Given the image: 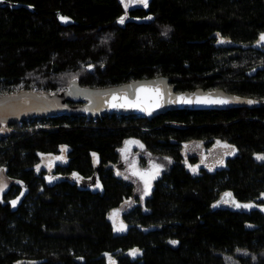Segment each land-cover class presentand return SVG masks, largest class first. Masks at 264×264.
Segmentation results:
<instances>
[{
	"label": "trees",
	"instance_id": "trees-1",
	"mask_svg": "<svg viewBox=\"0 0 264 264\" xmlns=\"http://www.w3.org/2000/svg\"><path fill=\"white\" fill-rule=\"evenodd\" d=\"M124 12L121 0H0V94L167 76L176 91L222 88L264 101V0H148L120 23ZM11 127L0 137V169L21 185L0 197V264H225L221 254H264V160L256 158L264 107L180 109L151 120L49 116ZM128 139L175 162L145 198L115 172ZM191 139L230 144L226 169L190 177L177 147ZM59 154L66 163L50 175L37 169L41 156ZM220 190L251 207L215 204ZM238 262L264 264V256Z\"/></svg>",
	"mask_w": 264,
	"mask_h": 264
},
{
	"label": "water",
	"instance_id": "water-1",
	"mask_svg": "<svg viewBox=\"0 0 264 264\" xmlns=\"http://www.w3.org/2000/svg\"><path fill=\"white\" fill-rule=\"evenodd\" d=\"M170 81L167 76H155L105 87H91L73 79L60 92L22 89L0 94V137L11 135L13 132L11 126L17 122L49 116L74 115L98 118L105 114H120L137 115L151 120L168 111L180 109L226 110L238 107H264V101L227 92L222 88L176 91ZM181 97L184 100L191 99L193 103L181 102ZM204 98L224 99L228 102L195 103L197 99ZM130 103H138V106H127ZM130 252L127 251L125 254L131 255Z\"/></svg>",
	"mask_w": 264,
	"mask_h": 264
},
{
	"label": "flooded vegetation",
	"instance_id": "flooded-vegetation-1",
	"mask_svg": "<svg viewBox=\"0 0 264 264\" xmlns=\"http://www.w3.org/2000/svg\"><path fill=\"white\" fill-rule=\"evenodd\" d=\"M220 142V141H219ZM140 147H134L132 148V156L136 157V160L138 161L139 164H143L146 166L147 163L149 162H154L157 165H160V173L159 175L152 181L151 183V190L148 195H141V190L137 192V195L140 196L141 198L148 197L150 193L153 190L154 183L159 180L160 178L164 181V175L167 174L170 169L172 168V165L175 163L174 161L171 160H161V159H155L152 158L145 150L144 146L142 143H140ZM221 144H227L221 142ZM141 145L143 147H141ZM231 146L230 144H227ZM180 151L181 154V159L178 160L177 165H179L180 168H182L187 174H189L190 177L192 178H198L202 176L203 174H211V175H218L222 173L226 169V164L225 160L227 157L231 155H226L227 152H231L233 147L229 148H223L217 144L216 141H212V139H206V140H189L185 143H180L177 147ZM120 149V148H119ZM119 153V151H118ZM223 159L224 163L223 164H218L217 161ZM120 161V158L118 162L114 165L115 172L118 174V176L125 181H128L134 185V188L136 190V186L134 184V181L127 180L126 177L124 176L123 170H121V167H119L118 163ZM66 163V162H65ZM63 165V164H62ZM195 167L196 171L193 172L192 168ZM38 170H45L47 172V175H50V172L46 169H39ZM90 184L93 187L96 186V181L91 182ZM225 193H231L232 194V199L235 198V194L232 193L231 191L228 190H220L217 192L216 197L218 198L217 204L220 199L224 197ZM219 204V203H218ZM123 224V223H122ZM116 227H119L115 225Z\"/></svg>",
	"mask_w": 264,
	"mask_h": 264
},
{
	"label": "rangeland",
	"instance_id": "rangeland-1",
	"mask_svg": "<svg viewBox=\"0 0 264 264\" xmlns=\"http://www.w3.org/2000/svg\"><path fill=\"white\" fill-rule=\"evenodd\" d=\"M121 2H122L123 6L125 8V12H124V14L122 16V17H124V21H125L129 17L128 9L131 6L137 5L138 1L137 0H121ZM88 67L90 69H92L91 68L92 65H88ZM126 141H136V142H138L137 140H134V139H128ZM125 142L123 143V145L119 149L120 161H119L118 165H119V167H121V170H123L124 176L127 177L126 179L134 181V184L136 186V191L138 192V191L141 190V195L144 196V182L138 176H133L132 175V170L133 169L130 168V165H132L133 162H135V168L137 170L144 171V170H150L155 163L154 162H149L145 166L143 164H139L138 161L136 160V157L132 156V148L140 147L139 143H131V144L127 145V151L122 154L120 150L124 149L126 147ZM125 156L127 157V159H125ZM57 157H62V158L61 159H56ZM65 162H66V158H65V156L63 154H59V155H43V156H41V160L38 163L39 167L37 166V168H39V169H43L44 168V169H46L48 171H52L57 164H65ZM152 181H151V183H152ZM12 183H14L16 185H21V182L19 180L9 178L8 176L5 175L3 170L0 169V197L9 188L10 184H12ZM24 193H25V189L23 188L18 193V195L11 200V202L12 201H16L15 205H13L11 203L12 207H15L20 202L21 197L23 196ZM220 203L222 205H230L231 204L232 206H235L231 202L230 203H223L222 199H220ZM120 223H122V222H121L120 216H118L117 222H116L115 225L119 226ZM221 255H222L223 259H224L225 264H239V262H238L239 261V257H249L253 261H256L259 256H264L263 253L262 254H256V253L249 252V251H247L245 249L238 250L237 252H235L234 255L233 254H221Z\"/></svg>",
	"mask_w": 264,
	"mask_h": 264
},
{
	"label": "snow or ice",
	"instance_id": "snow-or-ice-1",
	"mask_svg": "<svg viewBox=\"0 0 264 264\" xmlns=\"http://www.w3.org/2000/svg\"><path fill=\"white\" fill-rule=\"evenodd\" d=\"M140 3H143L144 6L146 7L147 6V0H139ZM62 20H67L66 17H61ZM120 23H123L124 22V17H121ZM260 40L261 41H264V34H261V37H260ZM157 95H158V90H157ZM181 102H185V103H193V101L191 99L189 100H184L183 97L180 98ZM228 101L227 100H224V99H208V98H204V99H197L195 101V103H201V104H225L227 103ZM249 103H254L253 101H249ZM114 107L116 105H113ZM121 107L125 106V105H120ZM127 106H130V107H137L138 106V103L137 104H128ZM157 107H159V104L156 105ZM131 143H138L136 141H126L125 142V145L126 147L124 149H121V153H125L127 151V145L131 144ZM217 144L223 148H229L231 146L227 145V144H221V142L217 141ZM141 147H143L141 145ZM63 147H62V151H63ZM235 152V149L233 148L231 152H227L226 155H232L234 154ZM62 157H57L56 159H61ZM257 159L259 160H264V155H259L256 157ZM125 159H127V157L125 156ZM218 164H223L224 161L223 159H220L217 161ZM39 167V166H38ZM130 168H132V175L133 176H138L143 182H144V195H148L150 190H151V181L154 180L160 173V168L161 166L160 165H157V164H154L152 166V168L150 170H144V171H141V170H137L135 168V162H133L132 165H130ZM192 171L195 172L196 171V168L193 167L192 168ZM119 174V173H118ZM127 178V177H126ZM97 187H99V185H97ZM19 199V198H18ZM222 202L223 203H232L234 204L236 207H251V205H241L239 203H237L234 199H232V194L231 193H225L224 194V197L222 198ZM13 205L16 204V201H12L11 202ZM219 203V202H218ZM119 216V211L118 210H114L113 213L111 214L110 218L113 219V223L114 225L116 224L117 222V218ZM116 231H123L124 230V225L122 223L119 224V227H116L115 228ZM171 243L175 244L176 241H172ZM139 252L138 249H133L130 254L135 256L137 255V253Z\"/></svg>",
	"mask_w": 264,
	"mask_h": 264
},
{
	"label": "built area",
	"instance_id": "built-area-1",
	"mask_svg": "<svg viewBox=\"0 0 264 264\" xmlns=\"http://www.w3.org/2000/svg\"><path fill=\"white\" fill-rule=\"evenodd\" d=\"M88 70H91L88 66L86 67ZM35 90V89H34Z\"/></svg>",
	"mask_w": 264,
	"mask_h": 264
}]
</instances>
